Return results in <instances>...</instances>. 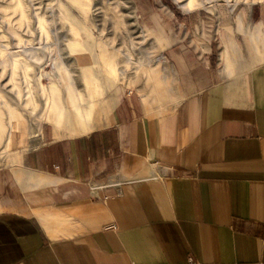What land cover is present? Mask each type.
<instances>
[{
	"label": "crops",
	"instance_id": "1",
	"mask_svg": "<svg viewBox=\"0 0 264 264\" xmlns=\"http://www.w3.org/2000/svg\"><path fill=\"white\" fill-rule=\"evenodd\" d=\"M223 16L169 53L166 112L113 88L0 168V264H264V1Z\"/></svg>",
	"mask_w": 264,
	"mask_h": 264
},
{
	"label": "rangeland",
	"instance_id": "2",
	"mask_svg": "<svg viewBox=\"0 0 264 264\" xmlns=\"http://www.w3.org/2000/svg\"><path fill=\"white\" fill-rule=\"evenodd\" d=\"M189 1L0 0V168L19 152L22 162L47 124L72 135L56 122L59 110L64 122H82V106L87 120L89 112L102 118L113 88L138 89L147 106L166 112L179 97L169 53L195 34L209 35L199 40L207 43L221 34L224 13L264 0H193L187 10ZM12 115L22 140L14 132L10 147Z\"/></svg>",
	"mask_w": 264,
	"mask_h": 264
},
{
	"label": "bare ground",
	"instance_id": "3",
	"mask_svg": "<svg viewBox=\"0 0 264 264\" xmlns=\"http://www.w3.org/2000/svg\"><path fill=\"white\" fill-rule=\"evenodd\" d=\"M190 2V3H189ZM187 4H184V7L187 9V10H190V9H192L193 7L192 6H194L195 5V2H193V0H190ZM59 114V115H58ZM57 114V117H56V122L57 123H59V125H65L64 123H66V122H64V119H65V117L63 116V114H61V112H60V110H59V113ZM82 119H83V121L82 122H80V121H78V118L77 119H75V120H73V121H70L71 122V125L70 126H72L71 128H70V133H73L72 135H77V134H79V132H81V131H83L82 129H80V128H82V126H84L85 125V123H84V117H83V114H80L79 115ZM69 121V120H68ZM20 123H21V119H19L16 115H12V117H11V125H12V128H11V131H10V133H9V135H8V146H10L11 147V144H12V141H13V139H12V136H13V133L14 132H19V134H20V136H19V139H20V141L22 140L21 139V131H19V130H17L16 128H17V126H19L20 125ZM72 129V130H71ZM23 130V129H22ZM86 130V129H85ZM21 156H22V154L19 152V153H16L13 157H12V162H13V164L15 165V166H19V165H21Z\"/></svg>",
	"mask_w": 264,
	"mask_h": 264
},
{
	"label": "built area",
	"instance_id": "4",
	"mask_svg": "<svg viewBox=\"0 0 264 264\" xmlns=\"http://www.w3.org/2000/svg\"><path fill=\"white\" fill-rule=\"evenodd\" d=\"M111 227H112V228H114V229H115V228H117V226H116V225H111Z\"/></svg>",
	"mask_w": 264,
	"mask_h": 264
}]
</instances>
